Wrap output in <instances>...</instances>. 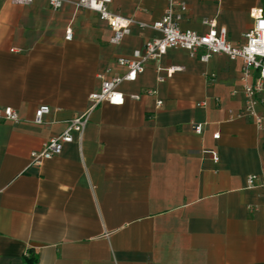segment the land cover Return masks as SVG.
Segmentation results:
<instances>
[{
    "label": "crops",
    "instance_id": "obj_1",
    "mask_svg": "<svg viewBox=\"0 0 264 264\" xmlns=\"http://www.w3.org/2000/svg\"><path fill=\"white\" fill-rule=\"evenodd\" d=\"M185 1L182 28L206 32L203 20L216 19L234 44L253 26L251 11L264 8V0ZM167 4L110 8L152 24ZM112 34L91 9L0 0V106L21 117L0 119V264H26L30 249L36 264H264V185L247 182L264 180V128L244 114L241 59L204 62L169 48L120 85L121 105L94 110L81 139L30 164L32 151L86 110L103 77L126 72L119 57L161 35L139 24L119 44ZM43 104L51 109L38 124Z\"/></svg>",
    "mask_w": 264,
    "mask_h": 264
},
{
    "label": "built area",
    "instance_id": "obj_2",
    "mask_svg": "<svg viewBox=\"0 0 264 264\" xmlns=\"http://www.w3.org/2000/svg\"><path fill=\"white\" fill-rule=\"evenodd\" d=\"M14 3L31 4L35 0H12ZM53 9H61L70 4L75 9H91L99 13V17L106 21L113 30L110 38L112 44H119L130 33L134 24L141 27H151L160 32V36L146 41L143 50H136L131 56L118 58L120 65L126 68L121 75L104 78L99 89L89 95V104L85 111L67 122L66 129L57 136L51 137L40 150L31 152V165L41 166L52 157L63 152L64 145L75 139L82 138L87 124L94 110L102 103L121 105L125 101V93L120 89L124 81H134L138 75L145 71V65L151 60L160 59L169 48H182L190 52L193 57L207 62L215 54H226L232 60L241 59V83L244 96V114L252 117L259 129L264 128V113L258 109L264 105V8L258 7L251 11L254 19L253 26L244 32V41L234 44L228 39V30L225 26H218L216 19L206 18L203 23L208 26L206 32H198L192 29H184L181 22L187 10L185 0H168L163 17L152 24L139 22L132 16H124L113 11L110 4L113 0H48ZM73 36L72 28L66 30V39ZM182 67L172 66L168 71L181 70ZM163 80L162 77H159ZM154 89L147 90L148 94H155ZM132 99H140L141 94H131ZM162 104V100L158 101ZM50 106H39L35 114V123L41 124L44 115L49 113ZM0 119L20 122L18 111L12 107L0 106ZM197 133H201L203 126L194 125ZM215 136H218L216 134ZM248 187L264 185L257 174H251L247 178Z\"/></svg>",
    "mask_w": 264,
    "mask_h": 264
},
{
    "label": "trees",
    "instance_id": "obj_3",
    "mask_svg": "<svg viewBox=\"0 0 264 264\" xmlns=\"http://www.w3.org/2000/svg\"><path fill=\"white\" fill-rule=\"evenodd\" d=\"M37 258V252L34 249H30L24 260L26 264H36Z\"/></svg>",
    "mask_w": 264,
    "mask_h": 264
}]
</instances>
